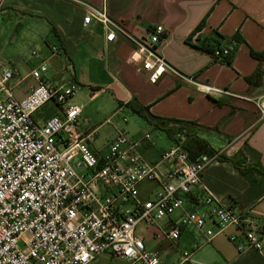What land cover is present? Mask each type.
<instances>
[{
    "label": "built area",
    "instance_id": "2783aa9c",
    "mask_svg": "<svg viewBox=\"0 0 264 264\" xmlns=\"http://www.w3.org/2000/svg\"><path fill=\"white\" fill-rule=\"evenodd\" d=\"M71 1L85 7V26H102L106 42H113L117 33L131 41L130 62L152 71V82L171 70L157 52L166 38L163 26H154L148 38L138 40L112 21L104 6ZM229 53L219 48L213 57L222 60ZM46 71L43 63L30 71L36 85L17 100L9 82H20L19 73L0 69V264H94L105 253L126 264H161L159 254L146 248V228L155 231V239L175 243L183 226L203 235L206 243L233 228L236 233L228 239L239 255L252 250L264 256V228L251 210L235 212L202 180L204 171L220 163L224 150L192 159L177 146L163 151L153 164L141 153L146 143L152 144L149 134L136 140L118 130L100 148L99 127L81 122V108L72 102L76 85L50 86L41 79ZM197 86L208 96L225 93ZM47 103L55 105L57 114L35 121L33 115ZM256 106L264 118V97ZM120 110L104 126H111ZM146 182L157 190L143 197L140 186ZM195 197L202 210L185 207ZM183 257L187 261L191 254Z\"/></svg>",
    "mask_w": 264,
    "mask_h": 264
},
{
    "label": "crops",
    "instance_id": "0c3cea01",
    "mask_svg": "<svg viewBox=\"0 0 264 264\" xmlns=\"http://www.w3.org/2000/svg\"><path fill=\"white\" fill-rule=\"evenodd\" d=\"M80 1L95 8L104 6L107 16L119 24L125 33L138 40L148 38L154 26H163L166 38L157 52L171 70H166L152 82V71L143 70L141 63L130 62L129 57L134 49L132 42L119 33L113 42H106L102 26L94 22L85 26V7L71 0H0V8L6 6L20 10L21 14L38 18L45 24L44 44L48 49L36 57L28 70L19 73L20 82L16 79L9 82L17 100L26 96L29 88L36 85L29 73L43 63L47 71L41 74V79L50 86H86L90 101L108 95V99L114 103L108 117L118 108L121 109L112 120L120 118L125 110L130 109L134 113L133 110L137 108L154 119L189 123L191 125L186 124L185 129L206 141L214 151L224 150V156L230 158L247 146L252 152L246 154V163L258 161L264 169V118L256 106V102L264 97V78L258 86H249L246 82V78L260 66L251 52L264 53V0ZM202 23L204 26L192 42H187L188 36ZM235 35L240 43L234 40ZM205 37H221V48L233 53L230 66L194 47L196 38L201 40ZM30 38L37 40L32 34ZM52 48L57 50L56 54L52 53ZM197 85H208L225 93L208 96ZM103 123L86 124L99 127V133L105 127ZM112 123L110 141L117 130L121 131L117 123ZM148 125L154 128L153 124ZM168 127L177 126L168 124ZM131 131L130 137L136 140L143 137L138 135L135 127ZM175 139L176 143L169 139L173 145L160 152L153 149V142L146 143L141 153L143 158L148 155L149 161L144 160L154 164L163 151L183 147V137L177 135ZM110 141L101 142L98 134L100 148ZM230 141L236 142L232 146ZM221 167L222 171L216 176L203 172L204 183L215 194L227 198V203L235 212L243 214L251 210L252 216L264 228V177L252 173L243 178L233 166L232 169ZM140 193L143 197L147 195L145 189H141ZM185 207L188 210L204 208L198 197L188 199ZM178 217L179 213L175 214L173 220ZM208 227L213 228L211 225ZM235 233L233 228H229L206 243L203 235L183 226L180 239L175 243L155 239L153 232L152 239L156 245L154 249H149L159 256L168 250L166 243L175 244L177 249H191L192 253L184 250V253L191 254L190 259L185 261L187 264H264V256L255 251L238 254L228 239Z\"/></svg>",
    "mask_w": 264,
    "mask_h": 264
},
{
    "label": "rangeland",
    "instance_id": "374dc122",
    "mask_svg": "<svg viewBox=\"0 0 264 264\" xmlns=\"http://www.w3.org/2000/svg\"><path fill=\"white\" fill-rule=\"evenodd\" d=\"M19 11L20 10L16 11L14 8L6 6L0 8V69H16V72L22 73L24 70H28L29 66L37 59L36 57H40L48 48L44 44L46 35V30L44 28L45 24L42 23L40 19L30 17L27 14H21ZM30 34L37 37V40L33 41L30 38ZM76 87L77 92L75 97L72 98V102L78 105L83 113L79 116V120L83 123L89 122L92 124L105 121L111 114L114 106V103L108 99V95L100 96L90 101L87 98L89 95L88 87L79 86L78 84H76ZM55 114H57L55 105L53 103H47L39 112L33 115V119L40 118L44 120ZM121 115L120 118L116 117L112 120L114 124L117 123L118 128H120L122 132L127 131L129 136L132 134V127H135L138 135L143 136L144 134H149L154 143L153 149L156 152H160L173 145L164 132L154 129L140 118H137L130 109L123 111ZM121 117L125 118L127 123H123ZM112 133L111 126L107 125L103 127L98 133L100 141H110ZM230 142L232 145L235 144L236 141ZM144 158L149 161L148 155H145ZM221 166H224L225 169H232V166L224 162ZM221 166H212L207 171H204V173L209 172V174L216 176L222 171ZM141 189H145V193L152 192L153 195L157 190L155 184L152 182L143 183L140 186V190ZM231 194L234 193L231 192ZM223 199L228 202L227 198L223 197ZM153 232H155L153 229L146 228L145 234L143 233L147 249H154L156 245L152 239ZM166 247H168V250L160 254L159 259L161 264H187V261H182L184 259V250H186V253H192L191 249H184L182 247L177 249L175 244L169 243H166ZM94 264H126V262L105 253L96 257Z\"/></svg>",
    "mask_w": 264,
    "mask_h": 264
},
{
    "label": "trees",
    "instance_id": "16d2710c",
    "mask_svg": "<svg viewBox=\"0 0 264 264\" xmlns=\"http://www.w3.org/2000/svg\"><path fill=\"white\" fill-rule=\"evenodd\" d=\"M203 26V23L199 25L197 29H195V31L188 36L187 42H192L193 38L202 29ZM234 40L240 43L239 38L236 35L234 36ZM194 45L196 49L207 52L211 55H213L216 49H219L223 46L221 37H205L201 40L199 38H196ZM251 56L260 62V66L257 67L253 74L246 78V82L249 86H258L263 83L264 78V53L251 52ZM232 60L233 53L230 52L228 56H225L224 58H222V60L217 61L226 64V66H230L232 64ZM133 111L137 117L143 119L148 124H153L155 129L164 132L167 138L172 142L176 143L177 140L175 139V137L177 135H181L183 137L182 148L187 152L190 158L195 159L201 154L206 153L207 155H211L215 152L208 146L206 141L195 137V134L185 129V125L189 123L172 119H154V117L146 115L144 111L140 109L137 110V108ZM168 124H172L177 127H168ZM214 129L216 130L217 128ZM250 152L252 151L247 146H244L243 150H239L230 158H226L224 155H221L220 162L224 161L228 164H231L236 172H238V174H240L243 178H246L249 174L252 173H256L259 174V176L264 177V169L260 166L258 161L246 163V154Z\"/></svg>",
    "mask_w": 264,
    "mask_h": 264
}]
</instances>
